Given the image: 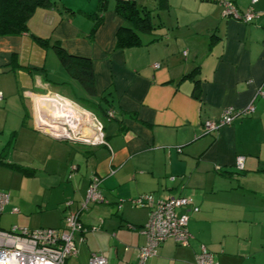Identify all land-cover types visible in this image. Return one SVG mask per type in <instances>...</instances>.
I'll return each instance as SVG.
<instances>
[{
  "label": "crops",
  "instance_id": "crops-1",
  "mask_svg": "<svg viewBox=\"0 0 264 264\" xmlns=\"http://www.w3.org/2000/svg\"><path fill=\"white\" fill-rule=\"evenodd\" d=\"M53 1L35 10L29 33L91 59L97 96H106L113 115L101 117L106 144L39 130L43 106L33 97L49 91L75 100L82 89L50 47L28 33L0 36V175L20 173L49 189L38 196L0 178V192L8 194L0 228L60 227L64 203L77 208L96 175L103 201L90 203L81 220L97 229L83 240L76 235L77 253L64 264H89L93 252L111 264H132L148 208L130 200L141 194L185 196L198 207L178 209L188 215L189 244L166 238L146 264H193L201 245L216 264H264V0H231L240 11L252 7L253 22L222 17L210 0H166L160 9L150 0L162 27L125 48L116 46L123 24L116 0L102 12L99 0ZM251 101L250 115L204 132L224 108Z\"/></svg>",
  "mask_w": 264,
  "mask_h": 264
},
{
  "label": "built area",
  "instance_id": "built-area-1",
  "mask_svg": "<svg viewBox=\"0 0 264 264\" xmlns=\"http://www.w3.org/2000/svg\"><path fill=\"white\" fill-rule=\"evenodd\" d=\"M221 7V16L224 18L239 19L243 22H253L257 13L249 7L240 11L231 0H210ZM256 0H252L255 2ZM153 67H159L154 63ZM257 93H261L258 90ZM43 104L39 108L41 118L36 127L48 132L55 138L77 141L88 145L106 144L103 135V124L90 110L84 108L72 99L59 93L47 92L44 95L33 97ZM3 95L0 93V102ZM254 111L253 102H249L241 109L232 106L223 109L218 122L206 121L204 132H211L222 125H229L240 114L248 115ZM107 115L111 117L112 111ZM85 116V120H83ZM70 121V123H69ZM234 167L237 171L244 169V156L235 157ZM100 178L92 175L86 190L84 201L75 208L72 202L64 203L62 225L60 227H41L29 229L12 226L5 230L0 228V264H64V261L77 253L76 235L79 240L84 234L94 231L96 226H85L81 220V212L87 209L90 203L103 201L99 192ZM135 206L147 207V220L141 228L144 243L138 248L136 259L132 264H146L147 260L157 254V248L163 240L171 237L179 245H188L191 235L187 229L188 215L179 213L178 209L190 206L197 211L198 207L192 204L185 196L155 199L152 194H141L132 198ZM8 202V194L0 192V212ZM16 211V209H13ZM89 264H111L102 254L93 252L89 257ZM193 264H216L213 254L201 245L195 255Z\"/></svg>",
  "mask_w": 264,
  "mask_h": 264
},
{
  "label": "trees",
  "instance_id": "trees-1",
  "mask_svg": "<svg viewBox=\"0 0 264 264\" xmlns=\"http://www.w3.org/2000/svg\"><path fill=\"white\" fill-rule=\"evenodd\" d=\"M107 2L108 0H99L98 10L104 11ZM54 5L55 1L53 0H0V36H18L28 33L39 46L50 47L61 67L82 89V96L73 100L94 114H96L94 111H97L101 117H109L107 115L109 106L106 103V96H97L95 90L91 59L67 53L57 40L50 42L49 39L29 33L28 21L35 10L37 8H50ZM165 6H167L166 0H158L155 8L160 9ZM114 11L123 20V24L117 31V47L125 48L139 45L141 43L140 34L152 33L157 28L162 27L160 21L154 20L156 14H153L152 8L146 5H138L137 0H116ZM96 20L92 31L95 30L100 18ZM57 85L62 86L64 83H57ZM243 116L247 115L240 114L237 117Z\"/></svg>",
  "mask_w": 264,
  "mask_h": 264
},
{
  "label": "rangeland",
  "instance_id": "rangeland-1",
  "mask_svg": "<svg viewBox=\"0 0 264 264\" xmlns=\"http://www.w3.org/2000/svg\"><path fill=\"white\" fill-rule=\"evenodd\" d=\"M145 4L148 7L151 8V1L150 0H137V4L141 5V4ZM55 58V55H53ZM96 114V116L100 119V121L102 120L104 122V120L101 118L100 115L97 114V111H94ZM81 163V162H80ZM84 168V167H83ZM0 178H2L5 183H15L16 186H21L20 190L24 191V192H29V190L34 191L36 194H38V196H41L42 193H44L45 191L48 192L49 189L47 188V190H45L43 188V186L45 185H40L39 179H31V178H25L22 177V175H20V173H12V172H7V171H3V173H1ZM85 196H86V192H85ZM84 196V198H85ZM39 215H35L33 218L38 220ZM62 225V222H61ZM39 227H32V229H38Z\"/></svg>",
  "mask_w": 264,
  "mask_h": 264
},
{
  "label": "bare ground",
  "instance_id": "bare-ground-1",
  "mask_svg": "<svg viewBox=\"0 0 264 264\" xmlns=\"http://www.w3.org/2000/svg\"><path fill=\"white\" fill-rule=\"evenodd\" d=\"M40 103H41V101H40ZM42 106H43V104H42ZM86 118H85V116H83V120H85ZM69 123H70V121H69Z\"/></svg>",
  "mask_w": 264,
  "mask_h": 264
}]
</instances>
